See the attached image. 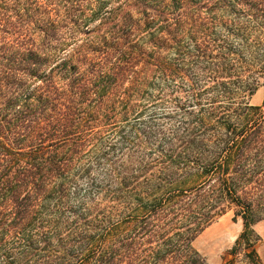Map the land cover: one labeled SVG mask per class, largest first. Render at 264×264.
I'll return each instance as SVG.
<instances>
[{"label": "trees", "instance_id": "16d2710c", "mask_svg": "<svg viewBox=\"0 0 264 264\" xmlns=\"http://www.w3.org/2000/svg\"><path fill=\"white\" fill-rule=\"evenodd\" d=\"M254 1L0 0V264H207L229 212L262 264Z\"/></svg>", "mask_w": 264, "mask_h": 264}, {"label": "rangeland", "instance_id": "374dc122", "mask_svg": "<svg viewBox=\"0 0 264 264\" xmlns=\"http://www.w3.org/2000/svg\"><path fill=\"white\" fill-rule=\"evenodd\" d=\"M259 3L258 1L250 2V5ZM263 10L259 12V16L256 17V11H252V21L250 24L255 26L253 35H251L249 48V54L254 61V68L252 73L254 77L260 75L261 83H264V2H262ZM261 22V23H258ZM263 22V23H262ZM260 42V43H259ZM259 43V44H258ZM259 71V72H258ZM235 98H239L241 89L234 87ZM250 98V104L262 108V114L264 115V85H261L255 94ZM168 106L159 105L153 110H147L144 112L138 122H134L132 126L126 128L125 133L132 141L137 137L136 131L146 126L157 127L163 122L161 116L164 114L165 109H169ZM132 127V128H131ZM136 127V128H134ZM122 146L119 145L118 148ZM153 150L155 144L148 145ZM130 148V147H126ZM117 153L119 152L116 151ZM120 154V153H119ZM152 172V171H151ZM150 172V173H151ZM244 230V225L241 219H234L233 213L229 212L218 218V220L211 226L206 228L193 242L194 249L206 260L207 264H252L251 258L247 255L249 249L243 244L236 252L233 253V249L236 245L237 239L240 237ZM253 242L256 248L257 256L260 262L264 264V220L256 223L253 227Z\"/></svg>", "mask_w": 264, "mask_h": 264}]
</instances>
